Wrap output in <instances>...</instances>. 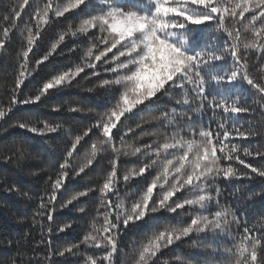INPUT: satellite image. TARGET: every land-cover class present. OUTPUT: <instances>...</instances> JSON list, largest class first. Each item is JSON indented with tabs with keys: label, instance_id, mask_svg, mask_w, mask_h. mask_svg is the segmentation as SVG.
<instances>
[{
	"label": "snow or ice",
	"instance_id": "snow-or-ice-1",
	"mask_svg": "<svg viewBox=\"0 0 264 264\" xmlns=\"http://www.w3.org/2000/svg\"><path fill=\"white\" fill-rule=\"evenodd\" d=\"M17 39L4 131L66 143L29 170L46 177L35 194L0 176L5 192L35 205L0 264H197L195 252L212 256L200 264H264V213L250 217L245 203L264 188L241 195L264 185V0H15L0 14V57ZM82 80L101 110L50 106L88 115L78 130L12 119ZM12 144L0 160L29 157ZM73 212L86 229L65 242ZM126 234L140 238L125 244Z\"/></svg>",
	"mask_w": 264,
	"mask_h": 264
},
{
	"label": "trees",
	"instance_id": "trees-1",
	"mask_svg": "<svg viewBox=\"0 0 264 264\" xmlns=\"http://www.w3.org/2000/svg\"><path fill=\"white\" fill-rule=\"evenodd\" d=\"M15 3V0H0V14L7 9L11 4ZM19 39L14 40L12 48L10 49L7 57H0V103H7L8 91L12 85L14 79V72L16 69L15 52L19 49ZM46 47V45L42 46ZM63 47V46H62ZM67 61L60 57L55 60V64L59 67H63ZM43 68V66H42ZM45 72L50 71L45 69ZM83 75V74H82ZM41 79L40 74L33 77V83L26 81V89L24 94H30L36 87V82ZM79 79V78H78ZM91 84L88 81H81L77 86L74 83L72 88L66 89L64 92L58 93L52 97L47 104L40 105H28L24 106L21 113H17L12 119H18L21 115L28 117L30 120L42 119L52 123H62L71 126L74 130H78L79 125H86L89 123V116L81 113H70L62 110L61 112H53L50 110V106L53 104H61L66 108L69 105L79 104L87 108H93L101 110L99 105L103 104L104 101L99 95V92L89 93L86 91L87 87ZM243 119H248L244 116ZM7 125L0 122V156L8 154L11 150H14L15 146L13 141H18L23 144L26 151L30 154L25 160L16 163H5L0 160V176L7 177L9 183H15L23 191H30L35 194L44 186V179L46 177L41 174L40 176L29 175V170H36L42 165H46L48 158H40L45 152L51 154L55 153L57 156L62 152L66 141L60 138L59 134H51L52 138H42L33 136L32 134L20 130L18 128L8 127L7 131H4V127ZM259 138H257L258 140ZM26 141V143H24ZM255 143V141H253ZM249 162L257 164L259 158H249ZM95 177V173H92ZM88 183V181H69V184L76 188L78 185ZM241 185L247 183L246 181L239 182ZM264 188L259 180L253 181L248 185L247 190H242L241 195H245L246 191L260 192ZM227 191L231 192L232 188L227 187ZM231 202L233 197H229ZM247 204V211L250 217L258 216L264 213V198L255 196L252 201H245ZM71 207V206H70ZM35 205L33 202H26L14 194H9L0 187V259L7 260L10 253L6 250L5 241L13 237H18L25 225L30 223ZM80 214L71 213L65 216V219L75 220L73 224V230L69 233L61 234L65 242L75 241L80 237L86 229V222L84 220L76 219ZM21 217L25 218V224L17 223ZM139 236H133L126 234L123 239L125 244L133 239H139ZM178 251L176 246H172L170 249L164 250L162 254L165 258H170L173 254ZM179 251L183 253H192L194 250L190 249L187 245H184ZM197 264L201 261H210L212 259L211 254L204 252H195L191 256ZM75 264V260H73Z\"/></svg>",
	"mask_w": 264,
	"mask_h": 264
}]
</instances>
